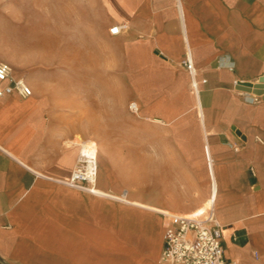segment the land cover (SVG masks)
<instances>
[{
	"label": "crops",
	"instance_id": "0c3cea01",
	"mask_svg": "<svg viewBox=\"0 0 264 264\" xmlns=\"http://www.w3.org/2000/svg\"><path fill=\"white\" fill-rule=\"evenodd\" d=\"M74 2L0 40L32 90L0 97V264H166L161 212L211 197L225 257L264 264V0ZM86 143L98 193L65 183Z\"/></svg>",
	"mask_w": 264,
	"mask_h": 264
},
{
	"label": "built area",
	"instance_id": "2783aa9c",
	"mask_svg": "<svg viewBox=\"0 0 264 264\" xmlns=\"http://www.w3.org/2000/svg\"><path fill=\"white\" fill-rule=\"evenodd\" d=\"M119 31L120 26L110 28L113 35ZM182 64L194 78L195 66L188 52ZM0 81L6 82L0 89V97L12 93L27 97L32 93L23 78L12 76V67L6 62H0ZM129 107L131 111H137L135 102H131ZM96 177V149L88 143L83 144L70 178L65 183L72 188L98 193L95 187ZM161 213L169 219L161 255L162 261L166 264H238L236 260L225 257L222 227L216 220L212 208L197 214Z\"/></svg>",
	"mask_w": 264,
	"mask_h": 264
},
{
	"label": "rangeland",
	"instance_id": "374dc122",
	"mask_svg": "<svg viewBox=\"0 0 264 264\" xmlns=\"http://www.w3.org/2000/svg\"><path fill=\"white\" fill-rule=\"evenodd\" d=\"M75 0H0V40L3 43L2 53L5 61L9 62L11 58L10 42L13 32L18 28L22 34V39L25 35L26 13H46L51 16L49 22L51 31H55L60 25L65 30L73 29V16L75 12ZM60 14L62 20L58 22L57 15ZM41 25V21L37 22ZM26 51V50H25ZM26 53V52H25ZM23 53V55H25ZM57 71V70H56ZM65 75H72V70H60ZM72 88V84L69 86ZM95 148V146H94ZM204 206V205H203ZM197 210V213L204 211V207ZM195 212V214H197Z\"/></svg>",
	"mask_w": 264,
	"mask_h": 264
},
{
	"label": "water",
	"instance_id": "95a60500",
	"mask_svg": "<svg viewBox=\"0 0 264 264\" xmlns=\"http://www.w3.org/2000/svg\"><path fill=\"white\" fill-rule=\"evenodd\" d=\"M243 89L247 91H253L255 94L264 93V77H261L257 82H244L241 84Z\"/></svg>",
	"mask_w": 264,
	"mask_h": 264
},
{
	"label": "bare ground",
	"instance_id": "6f19581e",
	"mask_svg": "<svg viewBox=\"0 0 264 264\" xmlns=\"http://www.w3.org/2000/svg\"><path fill=\"white\" fill-rule=\"evenodd\" d=\"M48 43V42H47ZM46 44V43H45ZM46 46H48V45H46ZM100 154V153H99ZM101 158V157H100ZM102 159V158H101ZM98 160V159H97ZM99 161V160H98ZM100 163V162H99ZM106 167V166H105ZM103 168V167H102ZM103 170H105V169H103ZM99 172H100V170H99ZM212 206H213V198L211 197V198H209L208 200H207V202H206V206H205V208H204V211L205 210H208L209 208H212Z\"/></svg>",
	"mask_w": 264,
	"mask_h": 264
}]
</instances>
